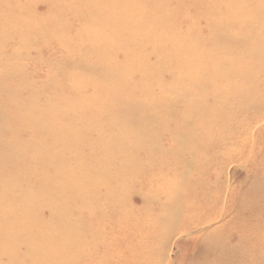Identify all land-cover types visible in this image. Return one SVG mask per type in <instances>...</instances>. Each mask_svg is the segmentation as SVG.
Masks as SVG:
<instances>
[{"label":"rangeland","instance_id":"obj_1","mask_svg":"<svg viewBox=\"0 0 264 264\" xmlns=\"http://www.w3.org/2000/svg\"><path fill=\"white\" fill-rule=\"evenodd\" d=\"M5 85L0 264H264V0H0Z\"/></svg>","mask_w":264,"mask_h":264},{"label":"bare ground","instance_id":"obj_2","mask_svg":"<svg viewBox=\"0 0 264 264\" xmlns=\"http://www.w3.org/2000/svg\"><path fill=\"white\" fill-rule=\"evenodd\" d=\"M140 39V38H139ZM136 41V40H135ZM220 42V41H219ZM139 63V62H138ZM84 69V68H83ZM88 69V68H87ZM183 69V68H182ZM181 69V70H182ZM99 72L102 73L101 75H103L104 77L105 76H108L109 72H108V69L105 68V66L103 65V68H100L99 69ZM12 78V76L10 74L7 75V80H4V82L8 83L10 81V79ZM137 83V81H136ZM14 87H10V86H1L0 87V90L1 91H5V92H9V94H13V91H11ZM127 91V90H126ZM182 93V92H181ZM195 93V92H194ZM112 98V97H111ZM112 99H115V100H120V101H125V102H128L130 101V106L132 104V102H134L135 104H137L138 101L141 100V97L140 96H134L133 98H128V96L125 94L123 95L122 97H118V96H114ZM130 99V100H129ZM171 99V98H170ZM2 104L0 103V106ZM137 106V105H136ZM139 107V106H137ZM133 114V112L131 111V115ZM133 117V116H131ZM137 119V118H136ZM31 120V119H30ZM142 121V120H141ZM2 122V119L0 118V123ZM1 130V128H0ZM59 134V133H58ZM53 136V135H52ZM117 137V135H116ZM40 143V142H39ZM9 144H7V142H4L3 140H1L0 138V149L1 148H4V149H8L9 148ZM36 146V145H35ZM38 146V145H37ZM11 148V146H10ZM35 148V147H34ZM15 159V155H14V151H11V152H8V153H5V152H1L0 154V168L2 170H6V171H11L13 168H14V162H13V159ZM19 160V159H18ZM17 160V161H18ZM56 160V159H55ZM9 164H12L10 165V167H8ZM115 186V185H114ZM113 186V187H114ZM97 199V198H96ZM99 201V200H97ZM102 204V203H101ZM29 209V208H28ZM33 213V212H31ZM64 219V218H63ZM68 228V227H67ZM82 228V227H81ZM78 233V232H77ZM83 239V238H82ZM215 251V249H214ZM220 255V254H219Z\"/></svg>","mask_w":264,"mask_h":264}]
</instances>
